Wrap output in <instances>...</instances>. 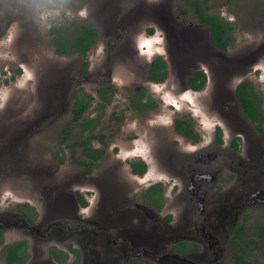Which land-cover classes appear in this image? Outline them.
<instances>
[{
  "label": "rangeland",
  "instance_id": "1",
  "mask_svg": "<svg viewBox=\"0 0 264 264\" xmlns=\"http://www.w3.org/2000/svg\"><path fill=\"white\" fill-rule=\"evenodd\" d=\"M211 5L215 12H220L235 26V40L224 51L213 47L206 27L193 13L176 23L173 16L180 14L181 0H0V188L5 190L0 198V210H4L2 213L6 216L20 214L19 211L25 208L17 200L30 197L38 205L39 223L53 217L48 222L62 219L66 210L74 215L80 208L77 191L88 187L95 177L98 180L96 204L99 202V214L104 209L106 190H110L107 187L110 183L102 178L104 171L123 174L130 186H134V192L159 181L155 178L143 183L130 175V163L139 154L147 161L152 159V168L158 169L159 163L160 168L174 171V174L167 173V180H162L167 186L168 197L166 209L159 213V218L172 213L174 219L169 223L172 225L170 233L180 234V239L184 235L196 234L197 230L188 228L189 220L186 221L193 206L198 205L190 194L194 189L193 181L185 176L183 179V175L175 170L181 166V156L176 155V159L172 156L174 160L167 156L175 148L174 141L178 142V147L181 143L190 147V143H186L189 141L173 137L170 145L167 144L169 148L166 152L150 149L154 142L150 131L159 133L167 130L170 133L172 129L173 132L171 126L176 118L189 117L202 131L204 143H211L218 122L224 123L227 130H232L236 135H242L241 149L221 148V154L216 158L221 163L217 162L214 168H209L203 161L197 163L201 166L198 172L217 170L212 175L215 183H212V188L218 191L216 198L219 203L214 214L210 215V226L222 231L227 222L238 221L243 212L250 217V223L262 219L264 132L256 128L257 121L245 119L240 124L239 120L243 116L233 87L241 80H248L264 102V0H213ZM162 9L165 13H161ZM77 17L95 21L100 29L99 42L87 57L90 69L87 75L82 71L86 59L79 55L57 54L50 35L54 23ZM144 22H147V26L156 22L157 28L167 33L166 57L170 58V75L166 83L149 86V90L157 95L160 106L157 112L149 115L128 110L123 116L124 111L129 109L126 99L131 90L126 85L133 78V71L129 72V68L120 66L114 72L120 85L119 92L114 102L103 108L105 113L102 122L93 134L97 138L94 140L96 147H105L106 162L93 173L87 174L85 168L77 164L86 157L81 147L73 145L82 138L75 124L66 141H62L63 128L67 127L71 119L73 92L78 85H83L95 95L97 81L104 77L99 74L100 69L109 73L111 70L107 67L116 58V50L112 49L117 44L116 38L129 34L135 37L140 32L146 38L153 36L145 28ZM131 46L130 41H125L124 47L127 49H123L120 56H124L126 51L128 54ZM128 61L132 65V61ZM202 66L211 76L205 100L191 91L187 92L185 88L186 77L190 72L187 70L193 71ZM239 69L242 72H238ZM99 102V99L94 101L91 116L101 112ZM95 105L96 109L93 108ZM211 110L219 113V120ZM225 126L221 127L226 131ZM159 140L160 146L162 139ZM209 145L214 146L213 143ZM179 150V154L185 157L190 154ZM207 150L210 153L218 152L216 148ZM154 155L160 157L158 163ZM196 158L203 156L196 155ZM10 175L17 179L13 181V186L6 183ZM174 182L179 184L177 191H172ZM217 185L223 188L220 195ZM30 186H33L34 191H31ZM203 190L210 192L209 181L204 183ZM9 197L13 201L7 199ZM122 206L130 207L138 215L151 210L142 203L131 205L126 198ZM200 206L204 208L207 204ZM43 207L46 211H43ZM214 208L211 207V211ZM184 211L185 214L179 218V213ZM12 218L16 222L15 217ZM176 221L179 223L175 224ZM54 226L51 233L60 237L59 223L55 222ZM9 234L12 240L18 237L15 231ZM54 235L52 238L57 239ZM63 236L65 239L75 237L93 264H116L106 263L90 255L93 248L91 242L106 239V232H97L92 236L85 230L77 233L65 231ZM46 240L37 243V248L34 247L37 254H46V246L51 243L50 238ZM180 259L188 263L197 261L193 257Z\"/></svg>",
  "mask_w": 264,
  "mask_h": 264
},
{
  "label": "flooded vegetation",
  "instance_id": "2",
  "mask_svg": "<svg viewBox=\"0 0 264 264\" xmlns=\"http://www.w3.org/2000/svg\"><path fill=\"white\" fill-rule=\"evenodd\" d=\"M180 11L181 12L179 15L174 14L173 16L176 23L179 20H182V18H186L182 13V9H180ZM161 13H165V10L162 9ZM148 18H150V16ZM197 18L200 21L198 16ZM178 25L181 26L180 24ZM202 25L206 27L210 42L213 47L217 50L224 51L217 48L213 44L211 40L210 27L203 23ZM144 26L145 28L147 27V31L152 35L157 29L156 22H153V24L150 26H147V22H144ZM151 29L153 30L150 31ZM180 32L182 33V31ZM165 34L166 45L164 53L154 54V56L152 57L153 59L151 58L150 62H148L145 58L138 56L134 40L135 37H133V35L131 36V34H129L118 36L116 38L117 44H114L112 47V49L116 50L114 51L116 58L115 60L111 61V63H109L107 67V69L111 71L108 73V71L103 72V70L100 69L99 74L104 75V77L97 81L96 85H98V87L96 89L95 95L91 92H88L87 88L83 85H78V87L75 88L73 92L72 108L75 103L74 95L76 90L78 89L83 92H87L93 98L91 106L83 116L85 119L95 118L97 120L94 130H97L100 122H102V118L105 113L103 108H107L108 106H110L114 102L116 94H118L119 92L120 85L114 77V72L117 71L120 66L129 68V72L130 70L133 71V78H131V80H128V83L126 85V87L130 88L131 90L126 99L129 109H126L122 115L125 116V112L128 110H131L140 115H149L157 112V109L160 106L159 101L157 100V95L155 94V92L149 90V86H157L166 83L170 75V58L168 59V57H166L168 50V39L167 33ZM125 41H130L132 43V46L128 49V54L126 51V53L123 54L124 56H120L119 53H122L123 49H127L124 47ZM157 56L164 57L166 61L167 74L165 79L161 81H155L150 77L152 64ZM128 59L132 61V65L129 64ZM187 71H190L188 73L189 76L186 77L185 88L188 89L187 92L191 91L192 94H197L198 98L201 96V99L205 100L208 97L207 90L209 89V86L211 84L210 73L203 66L193 71ZM196 71H202L206 79L204 86L200 89H194L189 83V78L193 76ZM238 72H242L241 69H239ZM89 73L90 69L88 67V71L85 73V75ZM243 81L245 80H241L237 85H235V87H233V91L235 92L236 100L239 103L241 111L242 101L237 97L236 89ZM103 88L104 90H101ZM96 99L100 100L99 108H101V112L99 114H96V116H91V114L93 113L91 107L94 105V101ZM101 105L102 107H100ZM212 106L213 105H211L210 108H212ZM262 107L264 109L263 101ZM72 108L71 119L73 118ZM93 108L96 109V105ZM211 111L215 112L214 115H217L216 119L219 120V113L215 110ZM179 118L189 121V123L192 125L193 132L196 134V137H189L184 133L179 132L176 127V120L178 118H176L171 126L173 128V132L172 129L170 133H168L167 130H161V132L159 133L155 132L154 130L150 131L154 138V142L152 143V147H150V149H158L159 151H162V153L166 152L169 148L170 140H172L173 137L177 139H180L179 137H181L186 141H189L186 143H190V147H186L185 145L187 144L182 143L178 147V142L174 141L173 145L175 148H173V150L167 156L170 157L171 160H174L173 157L176 159V155L181 156L183 160L179 161L181 166L180 168L177 166L175 170L183 175V179L185 176L189 177L193 181L194 189L190 191V194L194 198V202L198 205L193 206V209L186 217V221L189 220L187 222L188 228L194 227L197 230L196 234L192 236L184 235L185 237H181L180 239V234H173L172 232L170 233V226L172 225H169V223H171L174 219L173 214L167 213L166 215H164V217H162V219L159 218V213L163 212L166 209L165 205L168 197L167 186L162 180H167V177H165L167 176V173L169 172L171 174H174V171L169 168H160V164L157 161V159H160V157L156 158L154 155V160L159 165V168L156 169L150 166L152 165V159H149L150 161H147L146 158L142 157L143 155L138 154L136 155V157H134L135 161L132 160V162L130 163V175L134 176L139 181H143V183L153 181L155 180V178L159 181L151 182V184H149L146 189L134 192L132 189V187L134 188V186H130L128 178L123 174H121L120 172L117 174V171L109 174L107 171H104L105 174L102 178L106 183H110L107 186L110 188V190H106V199L103 203L104 209L103 212L101 211V213L99 214V202L96 204L98 196L96 181L98 180L97 178L95 179V177L94 180L90 182L91 184L88 185V187H86L84 190L79 189L77 191L78 201L80 203V208L79 210H77V213L72 215L68 210H66L64 211L65 217L62 219L59 218L57 221L48 222L55 218L53 217L51 219H44L43 222L39 223L38 205H35L33 203V199L30 197H26L24 198V200H17L25 209L19 211L20 214H11L13 217H15L14 219L16 222L13 221L11 215L6 216L4 213H2L4 210H0V264H84L88 262H91V264H93L91 261L92 259H90L87 255L85 256L83 247L80 246V243L75 237L65 239V237L63 236L65 231H67L68 233H77L82 230L88 231L92 236H94L97 232L100 233L104 231L107 233L108 237H106V239H100V241L96 239L95 241L91 242V247L93 248H91L90 250L91 256L100 260H105L106 263L230 264L231 262H233V260L235 259V252L232 242V236L234 229L237 226L243 224L242 219L244 212L243 214H241V217L238 221L227 222V224L225 225L226 229L223 227L222 231L218 229L215 230L210 226V215L214 214V212L216 211V204L219 203L218 197L216 198L218 191L215 190L214 187L212 188V183L215 185L213 176L215 175L217 170L213 169L211 172L207 173L205 171L198 172L201 166L197 165V163L203 161V163L207 164L209 168H214L217 162L221 163L216 159L221 154V148L226 149L227 147H230L235 151L241 149L242 135H236V133H234L232 130H227L224 123L218 122L219 124L215 129V136L210 141L214 144V146H210L209 144L211 143L208 144L203 142L202 131L199 129L193 118ZM245 119L246 118L243 116V118L239 120L241 125L244 123L243 120ZM246 120L254 121L251 119ZM255 124L256 128L258 129V122ZM221 126H225L226 131L223 129L224 127ZM224 133L226 134L225 137H223ZM220 134L221 138H219ZM159 138L162 139L160 146L158 143L160 141ZM94 140H97V138H92L91 143L95 146V148L102 149L103 154L100 156V158L95 159L96 165L90 171H88L84 167L87 174L93 173L96 169H98L101 165L103 166V164H105L106 162V151H104L105 147H96ZM211 147L216 148L218 152L210 153L211 151L207 149H212ZM179 149L187 151L186 153L190 154H187L186 157L180 155L178 152ZM203 151L206 153H203ZM196 155H202L203 158H196ZM87 159L89 162H91L90 158ZM139 162H143L146 166V170L143 173L134 171V165L138 164ZM181 168H183V170H181ZM161 171H163L164 173ZM205 174H207V177L204 178ZM14 177L15 176L10 175L9 179L7 180L6 183L9 184V186H13V181L17 180ZM172 179L175 180V178ZM25 180L27 183L28 180ZM208 181L209 191L212 188V191L210 192L203 190L204 183H207ZM36 183H39V181H37ZM127 184H129L130 188ZM21 185L23 188H25V185H23L22 182ZM156 186H159V191H157V188H155ZM217 186L220 195V190H222L223 188L221 189L219 185ZM30 189L31 191H34L33 186H30ZM178 189L179 184L177 182H174L172 191H177ZM4 191L0 188V198L2 197ZM79 195L83 196V198L86 200L87 204L85 206L80 201ZM157 195L161 196L159 204L155 203L157 200ZM125 198L127 199V203H131V205L142 203L144 206L148 207L151 210L149 212L145 210L138 215L128 206L123 208L122 201H124ZM7 199L13 201L12 197H9ZM204 204H207V206L202 208L200 205ZM211 207L215 208L211 211ZM43 211H46L44 207ZM185 212L186 211H184L182 214L179 213V218L184 215ZM195 217L199 218L200 220L196 219ZM193 219H195L194 223ZM8 220L11 221V223H9ZM23 221L24 223L23 225H21ZM55 222L59 223L60 237L51 233L52 228L55 227ZM177 223L179 222L176 221L175 224ZM249 225L251 224H248V226ZM8 231H15L16 236L18 237L13 240L10 239L11 236ZM53 235L54 237H57V239L52 238ZM49 238L51 243L46 246V254L43 256L39 252L37 254L34 247H36L37 243H40V241L45 242L48 241L46 239ZM60 238H63L64 240ZM23 242L25 244H23ZM14 243H20L21 246H19V249H22L23 251V255H21L19 259H13V257L11 256V245ZM52 249L54 251H59V253L55 255L52 252ZM189 257H193L197 261L195 263H188L187 260L180 259H187ZM227 259L230 260L226 261Z\"/></svg>",
  "mask_w": 264,
  "mask_h": 264
},
{
  "label": "trees",
  "instance_id": "3",
  "mask_svg": "<svg viewBox=\"0 0 264 264\" xmlns=\"http://www.w3.org/2000/svg\"><path fill=\"white\" fill-rule=\"evenodd\" d=\"M212 1L213 0H182V13L185 16L191 13L198 16L201 23L210 27L213 44L221 50H227L232 46L235 40V26L232 21L222 16L220 12H215L212 9ZM152 30L153 29L150 31ZM50 35L57 54L67 56L79 55L84 57L86 61L82 71H88L89 61L87 57L90 51L97 46L100 38L99 25L95 21L84 20L78 17L66 18L64 21L52 25ZM19 72H21V70H19ZM166 74V61L164 57L157 56L152 64L150 77L155 81H161L165 79ZM205 80L202 71H196V73L189 78V83L194 89H200L204 86ZM101 90H104V88ZM236 95L242 101V115L246 119L257 121L258 129L264 132V109L262 107L261 97L255 86L250 81L245 80L239 84L236 89ZM74 99L75 103L72 108L73 118L70 119L67 127L63 128L62 141H66L71 133V127L75 124L82 138L81 140H76L73 145L81 147L86 157L85 160L78 161V164L90 171L96 165L95 159L100 158L103 154L102 149L95 148L91 143V139L94 138L93 134L97 120L95 118L85 119L83 116L91 106L93 98L87 92L78 89L75 92ZM176 127L179 132L189 137H196L192 125L188 120L178 118L176 120ZM219 138H221V134ZM87 158H90L91 162H89ZM134 167L135 172L143 173L146 170V166L143 162L135 164ZM155 188L159 191V186ZM79 199L84 206L87 204L83 196L79 195ZM160 199L161 196L157 195L155 203L159 204ZM260 214L262 219H256L251 223L250 217L244 214L242 219L243 224L234 229L232 242L235 259L230 264H264V211ZM248 224L251 225L248 226ZM23 244L25 243L23 242ZM19 246H21L20 243L11 245V256L13 259H19V257L23 255V251L19 249ZM52 252L55 255L59 253V251H54L53 249Z\"/></svg>",
  "mask_w": 264,
  "mask_h": 264
},
{
  "label": "clouds",
  "instance_id": "4",
  "mask_svg": "<svg viewBox=\"0 0 264 264\" xmlns=\"http://www.w3.org/2000/svg\"><path fill=\"white\" fill-rule=\"evenodd\" d=\"M134 40L138 56L145 58L148 62L155 53L162 54L165 51L166 34L159 28L149 38H146L143 32L137 33Z\"/></svg>",
  "mask_w": 264,
  "mask_h": 264
},
{
  "label": "bare ground",
  "instance_id": "5",
  "mask_svg": "<svg viewBox=\"0 0 264 264\" xmlns=\"http://www.w3.org/2000/svg\"><path fill=\"white\" fill-rule=\"evenodd\" d=\"M128 70V69H127Z\"/></svg>",
  "mask_w": 264,
  "mask_h": 264
}]
</instances>
